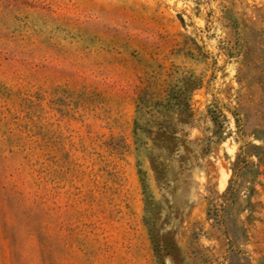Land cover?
<instances>
[{
    "label": "rangeland",
    "instance_id": "rangeland-1",
    "mask_svg": "<svg viewBox=\"0 0 264 264\" xmlns=\"http://www.w3.org/2000/svg\"><path fill=\"white\" fill-rule=\"evenodd\" d=\"M0 264H264V0H0Z\"/></svg>",
    "mask_w": 264,
    "mask_h": 264
}]
</instances>
